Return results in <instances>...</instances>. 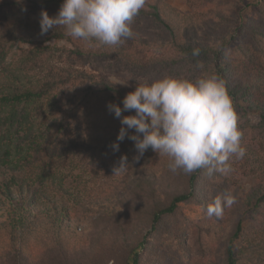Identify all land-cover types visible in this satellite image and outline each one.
<instances>
[{"label":"rangeland","instance_id":"374dc122","mask_svg":"<svg viewBox=\"0 0 264 264\" xmlns=\"http://www.w3.org/2000/svg\"><path fill=\"white\" fill-rule=\"evenodd\" d=\"M60 1L45 5V0H0V96L22 92L33 86L31 82L37 83L34 85L36 89H45L41 85L46 79L60 80L62 76L77 72H88L96 79L109 80L126 95L135 90L138 82L151 83L165 76L196 79L205 74V68L184 63L186 53L182 46L213 47L222 40L227 29L220 22L221 12L228 15L230 6L236 5L233 13L238 17L249 14L253 4L259 2L150 0L162 2V16L173 31L152 19L136 16L132 21L134 36L120 43L121 54L112 50L117 45L104 47L99 41L73 38L63 26L41 34L40 13L46 10L50 16H55L63 3ZM237 26L238 23H235L228 30L233 31ZM54 34L61 35L63 39H57L58 36ZM103 49L109 53L106 58L87 55L89 52L98 54ZM38 52L42 54L35 58ZM79 52H82L81 56ZM61 85L54 86L52 95L62 101L56 102L53 110L44 107L35 114V118L42 125L51 123L59 126L67 122L68 128L64 133L56 135L53 132L40 151L36 149L34 158L24 163L23 153L18 154L15 149H12L8 161L5 158V151L10 150L7 144L12 139L23 146V129H16L12 136L9 134L0 140V250L11 243L12 218L15 214L19 217L23 212L15 210L19 201L16 191L23 182L25 187L36 184L41 190V196L31 207V213L27 210L23 214L31 245L42 251L41 244L51 240L54 235L51 219L66 208L71 217L65 223L67 235L88 236L84 244L86 248L92 250L95 247L96 251L103 249L101 255L104 258H114L109 264H124L128 249L144 238L149 242L141 251V264H224V249L238 221L242 222L250 239H253L251 244L264 243V215L252 213L246 205L247 197L254 189L264 190V135L254 129L260 122L259 111L252 110L244 131L240 129L241 146L246 149V154L243 159L233 158L229 161L232 170L224 176L225 180H221L222 188L218 191V194L230 191L236 196V203L231 208H225L221 218L209 217L207 211L193 205H183L180 214L164 220L166 222L156 232L149 234V209L141 211V207L131 209L122 206V210H118L122 216L117 223L116 219L99 210L100 204L98 208H92L103 197L108 186L112 183L115 186L126 171L137 168L135 162L139 153L134 141L126 137L119 142V151L112 148L107 157L93 156L99 140L105 143L109 141L111 145L117 141L118 133H115L111 123L114 115L111 117L109 114L108 103L98 115L90 118L81 111L69 113L76 100L68 103V98L74 96L76 86L69 84L64 88ZM123 115L128 113L124 112ZM240 116L243 117L242 113ZM117 128L120 130L121 122ZM5 132L0 129V136H4ZM133 133L134 130H129L130 135ZM144 154L147 167H154L155 162L162 164L160 159L151 156H160L158 153L154 155L151 150ZM124 155L128 158L127 168L114 175L113 167ZM42 174L48 177L45 187L39 185ZM162 179L164 181L160 187L165 192L164 200H168V191H181L178 189L179 183L169 178ZM8 186H11V192L16 193L13 199L9 197ZM146 198L144 194L141 199L145 201ZM145 202L151 203V200ZM198 226H201V230ZM198 231L202 234L200 240H205L202 247L197 239ZM39 262L40 258L35 264Z\"/></svg>","mask_w":264,"mask_h":264},{"label":"trees","instance_id":"16d2710c","mask_svg":"<svg viewBox=\"0 0 264 264\" xmlns=\"http://www.w3.org/2000/svg\"><path fill=\"white\" fill-rule=\"evenodd\" d=\"M220 1L222 0H217V2ZM237 1L243 3L244 0ZM50 2H55V0H45V5ZM60 2H63V0ZM222 4L224 5V3ZM235 6H230L231 21L229 20V14L225 15L221 12L220 22L227 27L224 30L222 40L211 48L182 46L186 53L184 63L196 68L203 66L205 74H218L224 80L232 97L239 118V129L244 131L245 125L250 121L248 118L250 117L249 113L252 110H257L259 111L260 122L254 129L260 130L264 135V0H259L256 4H253V9L249 14H240L238 17L233 13ZM161 10L162 2L146 0L144 8L140 10L137 16L152 19L169 31H173L163 18ZM235 23H238V26L233 31H229ZM54 35L58 36L57 39L59 40L63 39L61 35ZM173 35L175 36V34ZM92 41L98 40L93 39ZM102 46L105 47L106 45L102 43ZM193 49L200 50L198 56L194 57L192 55ZM112 50L123 54L120 44H117ZM41 54L42 52H38L35 58H38ZM79 55L81 56L82 52H79ZM87 55L92 58H106L109 53L103 49L98 54L89 52ZM32 59L34 60V58ZM35 84L37 83L31 82L30 85L33 86L23 89L22 92H11L0 96V129L6 131L4 136H0V140L9 134L12 136L16 129H23V148L12 139L7 144V148L10 150L5 151L6 161L12 155V149L19 152L18 154L23 153V163L28 162L29 159L32 160L35 151H40L42 145L49 141L53 132L58 135L67 130L68 125L65 121L60 123L59 126L51 123L42 125V122H38L35 118V114L44 110V107L53 110L56 102L62 101L61 99L58 100V96L52 95L55 85L62 84L61 86L66 88L69 84H74L76 90L74 96L68 98V103L73 100H76V102L69 109V113H79L81 111L87 113L88 118L92 115H98L101 109L110 102L118 103L123 107L122 101L126 96V93L113 82L104 78L96 79L95 75L88 72H77L66 77L62 76L60 80L55 78L46 79V82L41 85L45 86V89H36ZM2 113H5V115L2 116ZM127 113L128 115L135 114L134 111ZM241 113L243 117L240 116ZM109 114H111V117L114 115L110 112ZM119 122V119L114 116L111 118L115 133L120 131L117 128ZM7 132L9 133L7 134ZM98 145H103V147ZM95 146L97 152L93 156L97 154L96 158L107 157L112 152L109 141L105 143L99 140ZM151 150L149 148L147 151L150 152ZM154 155H156V152H154ZM144 156L146 154H143L135 162L137 168L134 171H126L122 180H118V184L113 186L114 183H112L108 186L103 197L98 199L92 208H98L100 204L99 210L116 219L117 223H119L122 216L118 212L122 206L131 209L141 207L139 208L141 211H148L149 209L151 219L149 234H153L166 222L164 220L180 214L183 205L189 204L207 211L208 204L222 188L223 182L221 183V180L225 175L218 172L210 174L207 166L192 174H185L179 169L175 172L171 171L169 169L170 158L166 155H151L153 158L160 159L162 163L155 162V166L152 168L147 167ZM161 176L179 183L178 189L181 191L176 193L175 191H168L166 193L168 200H164L165 192L160 187L164 180ZM47 180L48 177L42 174L39 180L41 184L39 185L45 187ZM183 184L184 187L182 188ZM19 185L20 187L16 191V198H19V201L16 202L15 210L20 212L28 210L31 213V207L41 196V190L36 184H29L28 187H25L23 182V185ZM7 189L9 190L10 199H13L16 193L11 192V186H8ZM144 194H146V200L150 199L151 203L141 199ZM133 197H138L141 200ZM145 205L147 206L145 207ZM246 205L252 213L264 215V190L254 189L247 197ZM23 212L21 215L19 214V217L15 214L10 222L11 243L0 250V264H35L38 258H40V262L37 264H109L110 261L114 260V258H104L101 255L103 249L99 248L96 251L95 247H92V251L86 248L84 244L88 236L67 235L64 230L66 228L65 223L71 218L68 208L51 219V229L54 235L51 240L41 244L44 251L34 248L30 243V234L24 224L26 218ZM28 226L27 228H29ZM198 229L201 230V226H198ZM194 231H196V228H194ZM197 233V239L202 247L205 240H200L202 238L200 231ZM146 240L144 238L143 241L128 249V255L124 256V264L142 263L141 251L145 249L146 243L149 242ZM252 242L253 239H250L249 232L242 222L238 221L224 249V264H264V243L251 244Z\"/></svg>","mask_w":264,"mask_h":264},{"label":"clouds","instance_id":"9594fccd","mask_svg":"<svg viewBox=\"0 0 264 264\" xmlns=\"http://www.w3.org/2000/svg\"><path fill=\"white\" fill-rule=\"evenodd\" d=\"M146 0H63L58 13H40L41 34L63 26L73 38L98 40L117 45L133 38L132 21ZM199 49L192 55L198 56ZM109 103L108 111L121 122L117 141L111 147L119 151L126 137L134 141L137 160L151 148L170 158L169 169L192 174L208 167L209 173L227 175L233 158L243 159L242 133L238 115L224 80L218 74L196 79L165 76L151 83H139L122 101ZM133 115H123L133 112ZM129 130H134L129 134ZM128 165L126 155L114 165L118 175ZM236 203L230 191L216 195L207 206V215L221 218L225 208Z\"/></svg>","mask_w":264,"mask_h":264}]
</instances>
